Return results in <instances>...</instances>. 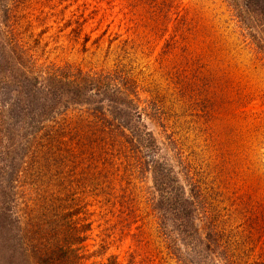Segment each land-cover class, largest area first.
Masks as SVG:
<instances>
[{"label": "rangeland", "instance_id": "374dc122", "mask_svg": "<svg viewBox=\"0 0 264 264\" xmlns=\"http://www.w3.org/2000/svg\"><path fill=\"white\" fill-rule=\"evenodd\" d=\"M3 4L0 32L5 35L11 23L33 46L37 68L74 67L132 80L144 124L188 191L175 153L164 146L175 142L174 151L217 216L221 245L232 262L264 264V46L257 44L262 22H241L225 0ZM84 109L74 108L67 117ZM75 140L62 141L68 153L50 166L56 177L43 185L67 208L75 206L71 222L86 231L85 240L71 246L76 263L177 264L168 244L182 242L171 224L166 232L157 227L150 174L132 172L118 147L102 158L108 149ZM2 145L7 144H0V152ZM34 183H26L10 203L15 216H25L24 204L36 198L33 186L42 184ZM195 223L201 234L204 221L195 217ZM190 256L194 264L214 262Z\"/></svg>", "mask_w": 264, "mask_h": 264}, {"label": "trees", "instance_id": "16d2710c", "mask_svg": "<svg viewBox=\"0 0 264 264\" xmlns=\"http://www.w3.org/2000/svg\"><path fill=\"white\" fill-rule=\"evenodd\" d=\"M7 1L0 0V6ZM225 1L241 22L247 19L254 27L263 23L257 44L264 46V0ZM9 27L5 35L0 32V144H7L0 152V264H77L71 246L82 243L86 231L71 222L75 206L67 208L64 199L48 193L43 185L56 177L50 166L61 164V154L68 153L62 150V141L69 139L105 147L108 151L102 158L113 155L112 149L118 147L132 172L150 174L154 194L149 204L157 215V227L166 232L171 224L182 242V246L168 244L177 264H194L191 252L194 260L210 257L212 264H234L221 245L217 216L185 159L174 151L175 142L169 140L164 146L175 153L188 191L144 124L135 83L117 81L113 73L92 74L74 67L37 68L33 46L11 23ZM77 107L86 109L68 118ZM31 182L42 185L33 186L36 198L24 204L27 212L20 218L10 203ZM35 212L38 215L32 216ZM195 217L204 221L201 234Z\"/></svg>", "mask_w": 264, "mask_h": 264}]
</instances>
